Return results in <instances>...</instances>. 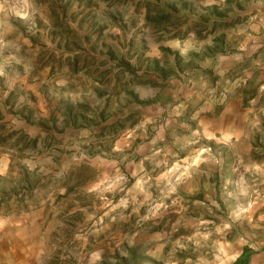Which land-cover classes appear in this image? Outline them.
Here are the masks:
<instances>
[{
  "label": "rangeland",
  "instance_id": "374dc122",
  "mask_svg": "<svg viewBox=\"0 0 264 264\" xmlns=\"http://www.w3.org/2000/svg\"><path fill=\"white\" fill-rule=\"evenodd\" d=\"M0 211L32 264L264 244V0H0Z\"/></svg>",
  "mask_w": 264,
  "mask_h": 264
},
{
  "label": "crops",
  "instance_id": "0c3cea01",
  "mask_svg": "<svg viewBox=\"0 0 264 264\" xmlns=\"http://www.w3.org/2000/svg\"><path fill=\"white\" fill-rule=\"evenodd\" d=\"M24 220L13 215L2 216L0 211V264H32L36 260L34 250L38 246L32 242L35 237L38 243L41 217L31 218L30 223ZM238 260L237 264H264V244L253 250L245 245L234 262Z\"/></svg>",
  "mask_w": 264,
  "mask_h": 264
},
{
  "label": "trees",
  "instance_id": "16d2710c",
  "mask_svg": "<svg viewBox=\"0 0 264 264\" xmlns=\"http://www.w3.org/2000/svg\"><path fill=\"white\" fill-rule=\"evenodd\" d=\"M239 262V260L238 261H236V262H234L233 264H237Z\"/></svg>",
  "mask_w": 264,
  "mask_h": 264
}]
</instances>
